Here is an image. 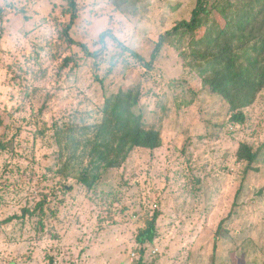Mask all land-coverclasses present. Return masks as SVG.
I'll list each match as a JSON object with an SVG mask.
<instances>
[{
    "label": "rangeland",
    "instance_id": "obj_1",
    "mask_svg": "<svg viewBox=\"0 0 264 264\" xmlns=\"http://www.w3.org/2000/svg\"><path fill=\"white\" fill-rule=\"evenodd\" d=\"M245 1L232 0L228 16ZM76 2L69 38V0H0V264H264V90L232 120L196 67L190 33L145 65L196 0ZM129 87L162 145L134 148L89 188L80 174L90 159L72 132L82 138ZM242 143L257 170L238 158ZM156 212L157 236L142 244Z\"/></svg>",
    "mask_w": 264,
    "mask_h": 264
},
{
    "label": "trees",
    "instance_id": "obj_2",
    "mask_svg": "<svg viewBox=\"0 0 264 264\" xmlns=\"http://www.w3.org/2000/svg\"><path fill=\"white\" fill-rule=\"evenodd\" d=\"M69 3L72 11L66 31L70 38L69 30L77 18L78 8L76 0H69ZM233 5L235 3L232 0H196L190 19L178 22L160 35L151 59L145 65L153 68L155 60L172 36L190 33L196 41V48L191 55L198 62L196 67L205 83L229 103L232 120L242 122L245 120L244 109L252 105L264 90V0H247L242 7L237 6L234 17L228 16L227 8ZM214 11L222 16V23L211 21L210 16ZM106 36V32H103L100 40L104 42ZM238 36L242 39L240 44L232 40ZM253 39L256 42L248 46ZM81 45L88 54L97 55V51L91 52L87 46ZM251 49L254 50L252 54L249 53ZM133 53L140 60H145L135 51ZM140 98L141 92L136 87L121 88L107 98L100 123L89 125L82 138L72 132L76 152L81 148L90 159L89 166L83 167L80 174V181L89 188L98 181L101 172L125 162L134 148L156 149L162 145L161 130L148 127L144 116L135 110ZM237 155L240 160L247 162V171L257 170L255 162L258 154L252 146L242 143ZM39 205L44 212V203ZM28 212L31 211L24 210V213ZM158 216L156 212L139 232L140 243L154 241Z\"/></svg>",
    "mask_w": 264,
    "mask_h": 264
}]
</instances>
